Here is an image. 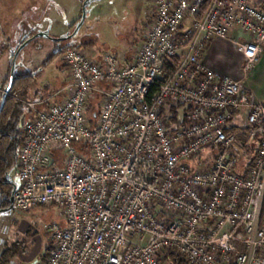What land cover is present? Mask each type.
<instances>
[{
	"label": "built area",
	"instance_id": "1",
	"mask_svg": "<svg viewBox=\"0 0 264 264\" xmlns=\"http://www.w3.org/2000/svg\"><path fill=\"white\" fill-rule=\"evenodd\" d=\"M153 2L131 62L61 47L65 98L21 100L9 210L56 207L65 221L47 226L42 264H264V103L205 62L233 30L244 73L259 62L264 0ZM166 58L178 64L154 89ZM242 111L248 127L231 131Z\"/></svg>",
	"mask_w": 264,
	"mask_h": 264
},
{
	"label": "rangeland",
	"instance_id": "2",
	"mask_svg": "<svg viewBox=\"0 0 264 264\" xmlns=\"http://www.w3.org/2000/svg\"><path fill=\"white\" fill-rule=\"evenodd\" d=\"M44 1L46 3L48 0ZM58 1L59 5L56 4L57 6L49 8L50 17L48 21H45L48 26L43 31L48 32L52 38L66 37L75 32L82 19L85 2L79 3L76 0L78 12H73L74 0H64V3L62 0ZM17 4L22 7V1H18ZM153 7L152 0H91L85 7V21L73 38L65 42H55L51 38L36 37L24 47L23 53L19 56L16 63V74L20 73V68L26 72H36L39 84H42L41 95L50 98L60 92L62 84L67 80L61 56L62 45L80 46L85 41H91L93 45L88 48L96 45L99 49L97 48L95 52L90 50L88 52V48L83 46L87 56L97 53L103 55L105 52L119 55L123 45L125 49L135 51L144 40ZM105 43L108 47L104 45ZM20 46L14 49V54ZM56 53L59 55L48 65L49 60ZM11 61L12 57L6 63V68L0 71V95L4 92V83L9 75ZM25 62L27 65L24 66ZM244 74L248 78L247 72ZM101 101L100 99L92 100V103L98 106V110ZM252 156L251 149L244 151L241 164L244 165ZM12 174L13 171L9 173V176ZM60 219V210L56 207L39 206L28 212L3 211L0 212V239L6 241L7 246L17 252V257L25 255L26 258H31L32 264H40L42 251L45 253L50 247L51 240L47 226L55 221H61Z\"/></svg>",
	"mask_w": 264,
	"mask_h": 264
},
{
	"label": "crops",
	"instance_id": "3",
	"mask_svg": "<svg viewBox=\"0 0 264 264\" xmlns=\"http://www.w3.org/2000/svg\"><path fill=\"white\" fill-rule=\"evenodd\" d=\"M18 1H22V7L18 6ZM62 1L64 3V0ZM77 1H79V3L83 2V0ZM250 1L252 3H257L260 0ZM44 2V0H0V71L6 68L5 65L13 56L15 52L14 49L16 47L25 43L26 39H30L37 35L38 32L45 31V27L48 26L45 21H48L51 12L49 11V8H51V6L59 5V1L48 0L46 3ZM74 4L75 5L72 7V10L73 12H78L76 0H74ZM243 40L244 36L238 30H233L226 39H216L208 47L205 62L209 68L215 70L216 72L230 75L241 81L243 87L250 92L254 101L264 103V51L260 56L259 62L247 72V78L243 71V56L237 45L238 42H243ZM86 42L88 41H85L84 43ZM104 45L108 47L107 43ZM97 48L95 45L93 48H88L87 50L88 52L89 50L95 52V50L99 49ZM23 49L19 53L17 61L19 56L23 53ZM137 50L134 51L128 48L125 49V45H123L120 48V54L115 56L121 62L128 63L132 61L137 53ZM97 54L90 55L89 57L93 60H101L103 55L100 53ZM25 64L26 62L23 63L24 66ZM63 68H65L64 73L66 71L67 80L66 83L62 84L63 86L60 92H63L55 99L54 103H59L65 98L66 95L64 94V89L70 82L68 69L66 66ZM20 70V73L17 74L38 75L34 71L30 73L24 71L22 68H20ZM41 92L42 84L40 85L39 81H37L36 86L30 90L27 100L41 101L43 99H47L41 95ZM48 106L49 104L45 105L47 108ZM247 116L248 111H242L236 114L231 123V128H233L234 131L246 129L248 127ZM60 220V222H65L62 217ZM7 245L6 241L0 239V264H32V260H30L31 258L28 259L24 255L18 256L20 258L19 259L16 255L17 252ZM52 246L53 244L50 241V247L46 249L45 253L42 251L40 264L48 258Z\"/></svg>",
	"mask_w": 264,
	"mask_h": 264
},
{
	"label": "trees",
	"instance_id": "4",
	"mask_svg": "<svg viewBox=\"0 0 264 264\" xmlns=\"http://www.w3.org/2000/svg\"><path fill=\"white\" fill-rule=\"evenodd\" d=\"M85 0H83L84 2ZM208 9V3L203 6L202 12ZM34 37V36H33ZM29 39V38H28ZM26 39L25 42L28 40ZM93 43L88 41L80 46H76L83 49V46L88 48L92 46ZM73 46V45H62ZM75 46V45H74ZM59 53L54 54L49 60L50 65ZM15 54L12 56V61L9 68V75L4 83V90L8 86L10 81V72L13 66ZM178 64V59L176 58H166L164 65L163 77L158 81V85L164 82L169 76L174 72L176 65ZM16 70V69H15ZM37 75L33 74H16L13 85L10 89V93L6 98V103L4 110L0 114V212L9 210L11 203L10 198L13 192V186L8 181V175L11 171H15L17 168V152L22 144V122L27 115V110L25 105L21 100H27L30 90L37 84ZM3 94L0 95V104ZM99 100V99H98ZM97 101V100H95ZM92 114H98V106L92 104L90 107ZM176 112H173V120L177 121ZM93 122V121H92ZM234 131V129H231ZM264 132V126H263ZM166 262L169 264H185L183 260H175L174 257H166Z\"/></svg>",
	"mask_w": 264,
	"mask_h": 264
},
{
	"label": "water",
	"instance_id": "5",
	"mask_svg": "<svg viewBox=\"0 0 264 264\" xmlns=\"http://www.w3.org/2000/svg\"><path fill=\"white\" fill-rule=\"evenodd\" d=\"M90 2V0H85L84 2V6H83V15H82V19H81V22L80 24L77 26V28L75 29V32L66 36V37H62V38H52L50 36V34L48 32H41V33H38L37 35H35L34 37L28 39L25 43H23L19 50L16 52L15 54V57H14V60H13V66H12V69H11V72H10V81H9V84L8 86L5 88L4 90V93H3V96H2V100H1V104H0V114L2 113V111L4 110V107H5V103H6V98L7 96L9 95L10 93V89L13 85V82H14V79H15V67H16V61H17V57L19 55V53L21 52V50L29 43L31 42L32 40H34L36 37H43V38H51L53 41L55 42H65V41H68L70 40L71 38H73L76 33L79 31V29L81 28V26L83 25L84 21H85V18H86V13H85V7L87 6V4ZM12 186H13V192H12V196L10 198V203H11V206L10 208L12 207L13 205V201H14V195H15V192H16V184L14 183H11ZM9 208V209H10Z\"/></svg>",
	"mask_w": 264,
	"mask_h": 264
}]
</instances>
